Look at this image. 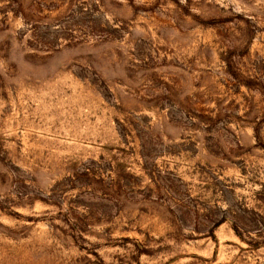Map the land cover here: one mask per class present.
Masks as SVG:
<instances>
[{
	"label": "rangeland",
	"instance_id": "obj_1",
	"mask_svg": "<svg viewBox=\"0 0 264 264\" xmlns=\"http://www.w3.org/2000/svg\"><path fill=\"white\" fill-rule=\"evenodd\" d=\"M0 264H264V0H0Z\"/></svg>",
	"mask_w": 264,
	"mask_h": 264
}]
</instances>
